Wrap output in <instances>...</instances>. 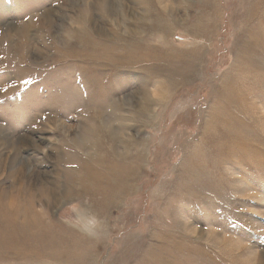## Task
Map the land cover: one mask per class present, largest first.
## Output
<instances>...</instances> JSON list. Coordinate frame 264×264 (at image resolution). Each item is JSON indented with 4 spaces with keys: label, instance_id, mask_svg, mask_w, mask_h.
Wrapping results in <instances>:
<instances>
[{
    "label": "rangeland",
    "instance_id": "rangeland-1",
    "mask_svg": "<svg viewBox=\"0 0 264 264\" xmlns=\"http://www.w3.org/2000/svg\"><path fill=\"white\" fill-rule=\"evenodd\" d=\"M105 1L0 0V264H264V0Z\"/></svg>",
    "mask_w": 264,
    "mask_h": 264
},
{
    "label": "bare ground",
    "instance_id": "bare-ground-1",
    "mask_svg": "<svg viewBox=\"0 0 264 264\" xmlns=\"http://www.w3.org/2000/svg\"><path fill=\"white\" fill-rule=\"evenodd\" d=\"M102 0H100L101 2ZM110 1V0H108ZM107 2V0L105 1ZM122 2V1H121ZM109 3V2H108ZM107 3V5H108ZM103 4V2H102ZM106 4V3H105ZM141 4V3H140ZM126 5V3H125ZM105 6V5H104ZM103 9V8H102ZM108 9V7H107ZM110 10V8L108 9ZM107 10V11H108ZM104 11V10H103ZM107 13V12H106ZM110 14V13H109ZM30 27L29 26H24L23 28H21L22 30V33H24L25 37H28L30 35H28V33H30ZM166 32V31H165ZM30 39V38H29ZM115 42V41H114ZM117 42V41H116ZM27 45H28V42H27ZM119 45V44H118ZM110 46H113V45H110ZM120 46V45H119ZM111 48V47H110ZM126 48V47H125ZM117 55V54H116ZM184 56V55H183ZM100 56H98V59L96 61L98 62H102L105 66H108V65H115V64H122L127 67L125 68H128L130 65H126V63H128L129 61L127 60H131V59H126L124 56H118L120 59L118 60L117 56H115V54H113V56H111V54H107L106 56H102L103 59H99ZM96 58V57H95ZM80 60L82 58H79ZM155 59V58H153ZM163 59V58H162ZM86 60V59H85ZM185 60V59H184ZM94 61V60H93ZM92 61V62H93ZM140 61L142 60H137L136 58H133L132 59V62L131 63H139ZM165 61V60H164ZM170 61V60H169ZM183 61V60H181ZM179 61V62H181ZM21 62H23L21 60ZM85 62V61H84ZM177 62V60H176ZM178 62V63H179ZM90 63V62H89ZM173 64V63H172ZM184 64V63H183ZM171 65V64H170ZM103 66V65H102ZM157 66V65H156ZM176 66V65H175ZM185 66V65H184ZM187 66V65H186ZM182 67V66H181ZM156 68V67H154ZM186 68V67H185ZM175 69V68H174ZM177 69V68H176ZM184 69V68H183ZM99 70V69H98ZM97 70V72H98ZM155 70V69H154ZM179 70V69H178ZM111 71V70H110ZM176 71V70H175ZM147 72V71H146ZM167 72V71H166ZM180 71H178L179 73ZM175 74V73H173ZM108 75V74H107ZM153 75V74H152ZM161 75V74H160ZM155 76V74H154ZM176 76V75H175ZM107 77V76H105ZM158 77V76H157ZM109 78V77H108ZM171 78V77H170ZM90 79V78H89ZM104 80V79H103ZM105 81V80H104ZM86 82H87V79H86ZM89 82V81H88ZM87 82V83H88ZM86 83V84H87ZM89 84V83H88ZM91 84V83H90ZM170 84V83H168ZM163 86V85H162ZM133 92V91H132ZM140 93V92H139ZM144 94V92H142ZM135 94V93H134ZM133 94V95H134ZM141 94V98H140V102L141 101H148L149 100V97L148 95H143ZM140 96V95H138ZM153 101H158V100H153ZM153 101H149L150 102H153ZM133 103V102H132ZM138 103V102H137ZM143 109V108H142ZM75 139V138H74ZM76 140V139H75ZM63 142V141H62ZM64 143V142H63ZM65 144V143H64ZM2 157V156H1ZM3 159H5L3 157ZM107 164V161H103L102 158H97L95 159L92 163H85L83 162L82 163V173H83V177L85 179L84 181V184H83V187L81 189V191H78L77 192V196H81L83 199L85 197H89L90 199L94 200L96 198V193L97 191H101V192H106L107 189L111 186H109V184L111 183H116L117 185H120V183L123 181L124 179V171L118 166V165H106ZM113 164V163H112ZM19 169V168H18ZM17 169V170H18ZM22 172V171H21ZM17 173V172H16ZM15 173V174H16ZM21 174V173H20ZM69 175V174H68ZM79 176V175H78ZM71 177V176H70ZM82 180V179H81ZM77 182V181H76ZM75 182V183H76ZM78 183V182H77ZM80 184V183H79ZM76 185V184H75ZM81 185V184H80ZM72 188V187H71ZM80 189V188H79ZM115 189V188H113ZM73 191V189L71 190ZM115 190H113L112 192H114ZM71 193V192H70ZM73 193V192H72ZM99 193V192H98ZM115 193V192H114ZM100 194V193H99ZM108 194V193H107ZM111 194V193H109ZM114 195V194H113ZM114 197V196H113ZM104 197H103V201H104ZM111 199V198H110ZM102 201V202H103ZM106 203V201H104ZM103 202V203H104ZM109 203V202H108ZM25 204V203H24ZM101 204V203H100ZM107 204V203H106ZM20 205V203H19ZM105 206V204H104ZM2 206H0V223H1V228H0V236L1 238H9V239H14L17 234H18V231L19 230H23V231H26V232H31V231H37L39 236L41 238H46L48 240H51V234L49 233V235L46 233V231L44 230L43 228V225L39 222V219L35 216H33V213H31V209H29L27 212L22 210V212L20 211V209L18 210L16 208V210L14 211V217L15 218H18L19 219V214H22V215H27L28 218H26V220L23 222L21 221V224L22 225H14V223L10 222V219H12V215H8L7 212H5L3 210V208L1 209ZM24 208V206H23ZM22 208V209H23ZM32 215V216H31ZM11 218H10V217ZM12 221V220H11ZM14 221H16L14 219ZM23 222V223H22ZM7 224L9 225H12V229L11 231H7L5 229H3L4 226H6ZM14 229V231H12ZM7 229V228H6ZM155 254H159L158 252H155ZM165 263V262H164Z\"/></svg>",
    "mask_w": 264,
    "mask_h": 264
},
{
    "label": "snow or ice",
    "instance_id": "snow-or-ice-1",
    "mask_svg": "<svg viewBox=\"0 0 264 264\" xmlns=\"http://www.w3.org/2000/svg\"><path fill=\"white\" fill-rule=\"evenodd\" d=\"M25 83H28V81H25Z\"/></svg>",
    "mask_w": 264,
    "mask_h": 264
}]
</instances>
